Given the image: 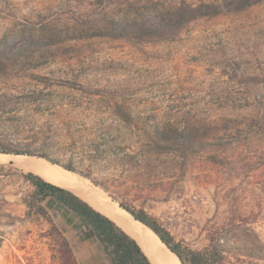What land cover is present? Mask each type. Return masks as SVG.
Returning <instances> with one entry per match:
<instances>
[{"label": "rangeland", "instance_id": "374dc122", "mask_svg": "<svg viewBox=\"0 0 264 264\" xmlns=\"http://www.w3.org/2000/svg\"><path fill=\"white\" fill-rule=\"evenodd\" d=\"M0 142L191 249L221 235L214 264H264V0H0ZM9 160L0 264H57L25 160ZM43 205L79 264H110L72 212Z\"/></svg>", "mask_w": 264, "mask_h": 264}, {"label": "trees", "instance_id": "16d2710c", "mask_svg": "<svg viewBox=\"0 0 264 264\" xmlns=\"http://www.w3.org/2000/svg\"><path fill=\"white\" fill-rule=\"evenodd\" d=\"M0 153L35 155L29 150L12 148L2 142H0ZM38 156L55 163L53 159L45 154ZM63 168L74 171L69 165H64ZM23 176L33 188L25 201L27 211L28 213H37L47 219L50 225L48 234L54 237L57 244L56 255H53L54 259L58 261L57 264L79 263L70 242L54 224L44 207L43 202L47 199H51L56 204L72 212L82 222L83 226L92 232L110 264H153L135 238L71 189L54 183L33 171L26 172ZM119 205L135 219L150 228L160 241L176 255L181 264H208V262L214 264L217 262V258H222V250L219 249L221 235L214 239L211 238L206 246L208 248L194 250L175 241L171 233L144 210L131 209L124 203H119Z\"/></svg>", "mask_w": 264, "mask_h": 264}, {"label": "bare ground", "instance_id": "6f19581e", "mask_svg": "<svg viewBox=\"0 0 264 264\" xmlns=\"http://www.w3.org/2000/svg\"><path fill=\"white\" fill-rule=\"evenodd\" d=\"M10 158H22L25 161L20 162L19 165L25 169L38 173L54 183L72 189L75 194L86 200L94 208L107 215L129 234L134 236L143 250L153 258L156 264H181L176 255L165 247L151 229L141 222L135 221L130 213L120 208L115 203H102L100 201V195L92 192L93 190L91 189V191L90 188H88L85 180L76 173L34 157H13L9 154L0 153V161L7 162L10 161Z\"/></svg>", "mask_w": 264, "mask_h": 264}, {"label": "crops", "instance_id": "0c3cea01", "mask_svg": "<svg viewBox=\"0 0 264 264\" xmlns=\"http://www.w3.org/2000/svg\"><path fill=\"white\" fill-rule=\"evenodd\" d=\"M106 200H108V199H106ZM109 201V200H108ZM120 226V225H119ZM121 227V226H120ZM125 230V229H124ZM87 231H90V230H87ZM126 231V230H125ZM127 232V231H126ZM128 233V232H127ZM129 234V233H128ZM131 235V234H130ZM132 236V235H131ZM133 238H135L134 236H132ZM136 239V238H135ZM137 240V239H136ZM138 242V241H137ZM81 246L82 247H89L90 245H88V242H85V240L83 239V240H81ZM139 243V242H138ZM94 244H96V242H94ZM140 245V244H139ZM141 246V245H140ZM143 249V248H142ZM144 252L147 254V252L144 250ZM148 255V254H147ZM85 256V254L84 253H81V255H80V257H84ZM149 256V258L151 259V261L153 260V258L150 256V255H148ZM83 259V258H82ZM153 262V264H156L155 262H154V260L152 261ZM93 264L94 262L93 261H90V260H88V261H86V259H85V261L83 262V264ZM94 264H96V263H94Z\"/></svg>", "mask_w": 264, "mask_h": 264}, {"label": "water", "instance_id": "95a60500", "mask_svg": "<svg viewBox=\"0 0 264 264\" xmlns=\"http://www.w3.org/2000/svg\"><path fill=\"white\" fill-rule=\"evenodd\" d=\"M47 163H49V164H53V163H51V162H49V161H47V160H45ZM16 162V160H11L10 161V163H15ZM63 169H65V168H63ZM66 170V169H65ZM70 171V170H69ZM79 176V175H78ZM118 206L120 207V208H122L119 204H118ZM122 209H124V208H122ZM125 210V209H124ZM126 211V210H125ZM128 212V211H127ZM129 213V212H128ZM133 217V216H132ZM133 219L135 220V221H139V220H137V219H135L134 217H133ZM140 222V221H139ZM144 225V224H143ZM146 226V225H145ZM147 227V226H146ZM150 229V228H149ZM154 233V232H153ZM155 234V233H154ZM163 243V242H162ZM164 244V243H163ZM165 245V244H164ZM165 247L169 250V251H171L166 245H165ZM172 252V251H171ZM146 254V253H145ZM149 258V257H148ZM152 262V261H151Z\"/></svg>", "mask_w": 264, "mask_h": 264}]
</instances>
